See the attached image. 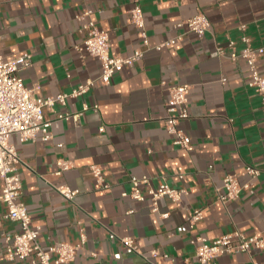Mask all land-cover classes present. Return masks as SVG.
<instances>
[{"label":"crops","instance_id":"obj_1","mask_svg":"<svg viewBox=\"0 0 264 264\" xmlns=\"http://www.w3.org/2000/svg\"><path fill=\"white\" fill-rule=\"evenodd\" d=\"M136 3L144 12L149 48L131 20ZM86 10L109 34L113 55L146 52L109 85L97 80L100 62L82 59L75 49L85 38L82 26L88 18L78 17ZM200 13L211 23L204 37L176 28ZM179 35L182 40L165 45ZM244 37L254 48L264 46V0H0V54L6 60L32 55V65L20 76L26 87L36 88L34 96L71 94L95 80L86 95L45 110L52 123L50 139L43 133L25 143L18 135L11 137L21 159L22 201L41 229V247L79 245L84 235L85 244L69 264H201L193 240L212 243L235 231L248 236L264 232V102L249 86L246 60H234L229 53L230 41L238 53L245 49ZM259 66L264 76V55ZM179 85L191 88L189 118L181 126L192 151L174 146L165 128L170 88ZM85 102L99 110L85 112L79 124L59 119L81 112ZM60 161L72 168L58 175ZM94 166L101 168L109 188L94 178ZM247 167L260 175L251 177ZM227 175L249 188L224 203L219 197ZM133 176L186 194L177 202L162 199L154 213L149 197L138 202L123 196L131 191ZM3 186L0 177V195ZM62 186L79 194L69 201L57 190ZM196 211L202 219L191 227ZM7 213L0 200V264H32L7 259L3 233L19 232ZM126 237L135 239L141 254L127 252L121 242ZM254 263L264 264V250L215 261Z\"/></svg>","mask_w":264,"mask_h":264},{"label":"built area","instance_id":"obj_2","mask_svg":"<svg viewBox=\"0 0 264 264\" xmlns=\"http://www.w3.org/2000/svg\"><path fill=\"white\" fill-rule=\"evenodd\" d=\"M92 11L86 10L78 17L84 21L82 32L85 38L80 45L75 47L82 59L88 57L97 59L101 64V74L97 80L105 85H109L114 75L124 69L132 67L140 61L144 55V50H136L130 57L113 55L110 49L109 34L101 31L96 22L90 17ZM132 23L141 30L144 45L149 48V37L146 30L145 17L142 7L136 3L131 10ZM211 23L208 17L202 13L182 21L176 25L178 29H185L202 38L210 30ZM183 35L177 39L167 42L165 45L173 44L177 40H182ZM246 44L245 49L238 53L235 43L230 41V57L234 60L243 58L246 60L251 74L249 86L261 95L264 102V76L260 73L259 57L264 55V46L254 48L250 39L243 38ZM164 45L156 49L161 50ZM218 52L224 55L226 52L222 47ZM32 55L27 53L15 59L6 60L0 54V177L4 186L0 195V200L8 208L6 217L19 225V232L14 236L3 233L6 242L7 259L9 261L30 259L32 264H69L76 259L78 251L86 242V237L82 236V243L79 245H69L61 243L44 249L38 243L40 227L33 224L29 210L22 201V179L18 172V165L21 163L17 147L12 142L11 137L18 135L21 143L35 141L40 133L45 135V139H50L49 130L51 121L45 117V110L53 108L56 104L66 105L69 98H79L86 95L95 85V80H88L79 85L71 94H59L46 98L34 96L35 89L26 87L20 72L28 69L32 65ZM191 88L188 85H179L170 88V97L167 102V116L165 118V128L172 137L174 146L186 151H192L189 136L182 129V123L189 118V95ZM90 110L98 111L99 105L90 106L83 104L82 111L76 114H61L59 119H72L75 123L80 122L81 116ZM103 130V129H102ZM72 168L68 161L59 162L58 175ZM247 173L251 177H258L260 171L253 167H247ZM94 178L99 184H104L105 188L110 185L104 182L102 170L98 166L92 167ZM131 191L123 193L124 197H131L138 202H146L147 197L151 201V209L154 213L159 212V202L168 198L173 202L180 201L186 194L184 189H173L168 184L162 183L158 187L151 184L147 176L130 179ZM249 185H242L235 175H227L223 182V190L220 193V200L224 203L237 200L241 193L248 189ZM143 189L147 193L144 194ZM60 194L67 200L73 201L79 191L69 186L58 187ZM167 215H164L166 217ZM202 219V212L196 211L191 219V227ZM111 238H115L111 235ZM129 254H141L135 239L132 237L122 238ZM196 244V256L201 264H215L217 258L233 253L251 252L253 249L264 250V232L254 235H245L240 231H235L223 235L212 243L204 238L192 241ZM153 256L158 252L154 251ZM55 255V258L53 257ZM257 264V263H254Z\"/></svg>","mask_w":264,"mask_h":264}]
</instances>
